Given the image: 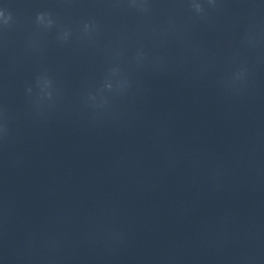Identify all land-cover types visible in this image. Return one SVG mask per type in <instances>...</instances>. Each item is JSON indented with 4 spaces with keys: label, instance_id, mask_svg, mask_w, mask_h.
Masks as SVG:
<instances>
[{
    "label": "clouds",
    "instance_id": "9594fccd",
    "mask_svg": "<svg viewBox=\"0 0 264 264\" xmlns=\"http://www.w3.org/2000/svg\"><path fill=\"white\" fill-rule=\"evenodd\" d=\"M208 3H209V5L214 6V5H215V0H208ZM132 6H134V7L137 6V5H136V0H133V4H132ZM139 7H140L141 9H143V8H144L143 3H141V4L139 5ZM192 7L194 8V10H195L197 13H202V12L204 11L203 6H202L200 3H193V4H192ZM45 15H46L45 13H38V14H37V17H36L37 21L40 22V23H43L44 20H45ZM48 15H50V14H48ZM0 18H3V22H4V24L7 25V24L9 23V21L11 20V15L9 14L8 16H5L4 11H0ZM52 23H53V21H52L51 19H49V20L47 21V25H48L49 27L52 25ZM89 27H90V25L85 24V30H88ZM4 131H6V129H4Z\"/></svg>",
    "mask_w": 264,
    "mask_h": 264
}]
</instances>
